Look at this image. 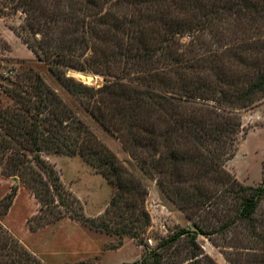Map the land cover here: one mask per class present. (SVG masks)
I'll list each match as a JSON object with an SVG mask.
<instances>
[{
  "label": "trees",
  "instance_id": "trees-1",
  "mask_svg": "<svg viewBox=\"0 0 264 264\" xmlns=\"http://www.w3.org/2000/svg\"><path fill=\"white\" fill-rule=\"evenodd\" d=\"M255 6L259 4L249 0H214L210 8L202 0H0V14H25L20 27H13L17 35L118 135L142 168L158 178L195 227L174 233L154 249L145 245L139 232L151 223L146 185L29 67L26 78L5 88L13 102L0 107V172L23 183L41 204V215L49 214L31 229L69 217L128 235L144 251L140 260L123 264L169 263L167 256H174L172 250L184 235L192 246L190 258L200 260L205 257L197 243L200 234L211 239L214 233L235 229L232 262L264 264V217H257L264 179L259 186L246 185L227 170L241 121L207 102L253 103L264 88V72L247 88L220 90L205 83L203 62L189 57L179 42L217 16ZM103 42L109 46L104 48ZM70 68L115 79L90 86L67 76ZM50 153L80 154L116 188L103 215H86L81 200L45 157ZM17 192L18 186H12L0 205L8 210ZM212 218L220 223L215 225ZM0 264L43 263L0 223Z\"/></svg>",
  "mask_w": 264,
  "mask_h": 264
},
{
  "label": "rangeland",
  "instance_id": "rangeland-1",
  "mask_svg": "<svg viewBox=\"0 0 264 264\" xmlns=\"http://www.w3.org/2000/svg\"><path fill=\"white\" fill-rule=\"evenodd\" d=\"M202 1L207 2L209 8L214 2ZM249 1L259 6L241 9L223 17L217 16L210 21V25L205 24V29L201 32L180 37L179 42L188 56L203 62L205 83L217 86L220 90L229 86L247 88L259 73L264 72V0ZM24 17L25 14L21 11L0 14V107L13 102L5 88L11 87L16 79L22 81L26 78L24 74L32 67L146 185V208L150 213L151 223L147 231L139 232V239L154 249L161 241L184 228L195 230L194 219L167 194L158 178L142 168L118 135L98 121L81 99L51 72L49 64L40 59L22 37L17 35L13 27H20ZM190 17L193 18L191 14ZM116 40L115 37L111 42ZM105 43H102L104 48L109 46L108 42ZM212 65L215 66L214 69H210ZM191 71L199 73L197 68ZM78 73L88 75L91 79H84ZM67 76L95 87H101L115 79L104 73L74 68L67 71ZM207 102L221 111L232 113L241 121V129L235 142V155L227 161L226 168L242 183L259 186L264 179V88L258 92L253 103L243 107L229 106L218 100ZM45 157L54 164L66 188L81 200L86 215L98 217L105 213L116 188L83 156L50 153L45 154ZM14 185L18 186L17 195L8 210L0 205V223L43 264H123L141 259L144 247L134 238L97 230L69 217L32 230L31 227L38 226L46 215H41V204L23 183L15 182L1 172L0 202ZM229 203L233 205V202ZM48 216L49 214L46 215ZM257 217H264V199ZM212 220L215 225L220 223L215 218ZM235 232L232 229L228 233H214L211 239L200 234L197 243L199 250L205 254L200 260L190 258L192 246L184 235L172 250L174 256H167L166 261L170 262L166 264H234L231 259H235L236 244L231 238Z\"/></svg>",
  "mask_w": 264,
  "mask_h": 264
},
{
  "label": "bare ground",
  "instance_id": "bare-ground-1",
  "mask_svg": "<svg viewBox=\"0 0 264 264\" xmlns=\"http://www.w3.org/2000/svg\"><path fill=\"white\" fill-rule=\"evenodd\" d=\"M78 75L80 76V77H82V78H84V79H91V77L90 76H88V75H84V74H80V73H78Z\"/></svg>",
  "mask_w": 264,
  "mask_h": 264
}]
</instances>
